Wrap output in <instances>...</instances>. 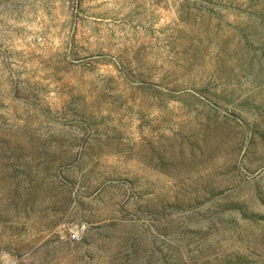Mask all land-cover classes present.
Returning <instances> with one entry per match:
<instances>
[{"label": "rangeland", "instance_id": "rangeland-1", "mask_svg": "<svg viewBox=\"0 0 264 264\" xmlns=\"http://www.w3.org/2000/svg\"><path fill=\"white\" fill-rule=\"evenodd\" d=\"M0 264H264V0H0Z\"/></svg>", "mask_w": 264, "mask_h": 264}, {"label": "built area", "instance_id": "built-area-1", "mask_svg": "<svg viewBox=\"0 0 264 264\" xmlns=\"http://www.w3.org/2000/svg\"><path fill=\"white\" fill-rule=\"evenodd\" d=\"M73 239H76V240H78L79 239V236H78V234L77 233H74V234H72V236H71Z\"/></svg>", "mask_w": 264, "mask_h": 264}]
</instances>
